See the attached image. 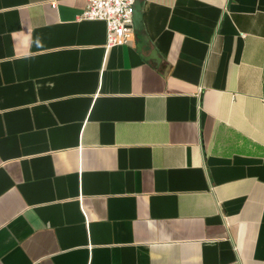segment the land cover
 Listing matches in <instances>:
<instances>
[{"label": "crops", "instance_id": "crops-1", "mask_svg": "<svg viewBox=\"0 0 264 264\" xmlns=\"http://www.w3.org/2000/svg\"><path fill=\"white\" fill-rule=\"evenodd\" d=\"M136 5L0 0V264H264V0Z\"/></svg>", "mask_w": 264, "mask_h": 264}, {"label": "built area", "instance_id": "built-area-1", "mask_svg": "<svg viewBox=\"0 0 264 264\" xmlns=\"http://www.w3.org/2000/svg\"><path fill=\"white\" fill-rule=\"evenodd\" d=\"M136 0H85L79 19L105 24V48L129 42L134 35L133 15ZM55 8V3H51Z\"/></svg>", "mask_w": 264, "mask_h": 264}, {"label": "water", "instance_id": "water-1", "mask_svg": "<svg viewBox=\"0 0 264 264\" xmlns=\"http://www.w3.org/2000/svg\"><path fill=\"white\" fill-rule=\"evenodd\" d=\"M134 25L136 28H139V6L136 5L134 8V15H133Z\"/></svg>", "mask_w": 264, "mask_h": 264}]
</instances>
